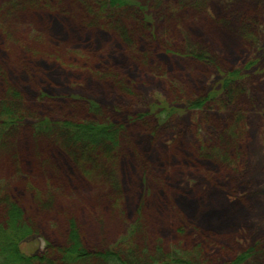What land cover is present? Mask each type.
Wrapping results in <instances>:
<instances>
[{
    "label": "rangeland",
    "instance_id": "1",
    "mask_svg": "<svg viewBox=\"0 0 264 264\" xmlns=\"http://www.w3.org/2000/svg\"><path fill=\"white\" fill-rule=\"evenodd\" d=\"M131 1L110 24L93 0H0V111L19 119L0 134V225L18 206L38 258L73 223L88 251L264 264V0ZM64 122L117 143L82 163Z\"/></svg>",
    "mask_w": 264,
    "mask_h": 264
},
{
    "label": "trees",
    "instance_id": "2",
    "mask_svg": "<svg viewBox=\"0 0 264 264\" xmlns=\"http://www.w3.org/2000/svg\"><path fill=\"white\" fill-rule=\"evenodd\" d=\"M93 6L90 7L91 15H98V20L103 18L108 20L110 24L117 23L119 17L123 15L124 11H129L132 6L131 0H93ZM124 10V11H123ZM239 71L230 72L225 75L222 80L223 89H228L229 86L240 77ZM210 97V96H209ZM203 101H197L190 105V107L201 108L204 105ZM154 109V107H153ZM170 107L163 106L162 114L171 112ZM19 119L14 115L13 109L10 107H3L0 111V134L5 129L11 128L18 123ZM48 123L39 124L38 128L47 127ZM59 127L69 134L68 142L71 144H84V149L74 151L69 148V143H66V148L69 154L75 159L82 155L81 161H85L84 154L98 152L105 149L104 145H113L117 143V130L113 125L108 123H60ZM45 128L44 130H46ZM73 149V148H72ZM67 150V151H68ZM108 152V151H107ZM22 211L18 206L10 205L6 218L5 225H0V264H50L49 258L56 256L61 263H88L92 260L98 264H195L187 259L185 255L174 251L169 254H162L158 251V256L140 259L130 255H123V252L117 251V247H112L104 251H88L81 245L78 233L73 223L70 225V235L68 246L65 248H54L47 245L44 255L41 258L37 256H26L21 251V245L30 241L33 232L31 228L25 226L22 222ZM133 233V232H132ZM120 246V243L117 244ZM129 254V253H128ZM126 255V256H125ZM146 256V255H145ZM128 257V258H127ZM247 257V256H246ZM245 256L239 257L233 262H242L246 259Z\"/></svg>",
    "mask_w": 264,
    "mask_h": 264
}]
</instances>
